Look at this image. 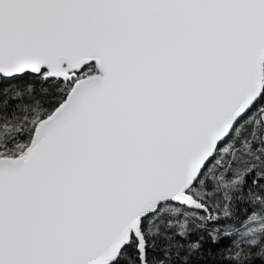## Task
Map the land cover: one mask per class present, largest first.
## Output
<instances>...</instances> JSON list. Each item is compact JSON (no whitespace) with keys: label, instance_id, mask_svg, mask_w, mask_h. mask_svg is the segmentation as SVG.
<instances>
[{"label":"snow or ice","instance_id":"obj_1","mask_svg":"<svg viewBox=\"0 0 264 264\" xmlns=\"http://www.w3.org/2000/svg\"><path fill=\"white\" fill-rule=\"evenodd\" d=\"M0 264H264V0H0Z\"/></svg>","mask_w":264,"mask_h":264}]
</instances>
